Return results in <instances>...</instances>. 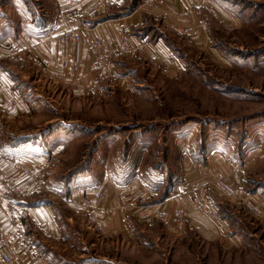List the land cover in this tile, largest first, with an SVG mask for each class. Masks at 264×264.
Here are the masks:
<instances>
[{"label":"rangeland","instance_id":"rangeland-1","mask_svg":"<svg viewBox=\"0 0 264 264\" xmlns=\"http://www.w3.org/2000/svg\"><path fill=\"white\" fill-rule=\"evenodd\" d=\"M125 2L127 8L123 9V14L130 15L138 0ZM227 2L233 5L230 8L233 12L245 11L240 30H217L210 53L204 54L181 43L179 47L190 61L187 63V71H182V76L177 80L163 78L156 67L133 65L139 72L136 78L143 82L139 85L141 90L133 96H126L120 90H115L106 103H102L91 95L112 69L111 66L102 76L106 65L104 62L98 64L97 68L92 67V61H87L83 56L89 68L98 70V81L84 84L83 91L90 93L89 95L82 93L74 96L67 95L66 88H62L58 81L63 77L68 81H77L81 72L80 63L75 62L80 68L75 80H69L65 74L52 78L45 62L42 63L45 74L51 77L50 79L44 75L45 79L54 81L55 84L39 80V115L31 120L35 124L34 129L27 126L28 136L19 138L28 143L39 137V158L14 159L27 162L24 164L12 160L11 164L17 169L18 176L6 183V186L3 184V189L6 199L9 196L19 197L24 191L18 189L23 180L35 178L39 198L42 199L39 201L54 205L57 220L63 230L62 240L57 243L59 245L55 244V255L65 261L58 258L59 263L264 264V231H257L254 235L250 233L248 237L241 231L248 221L244 210L250 213L251 210L221 198H218L221 202L218 205L220 214L224 212L236 217L234 234L244 236L246 241L247 245L240 250L226 252L216 244L202 242L191 234L179 239L169 234L164 225L150 228L154 221L166 224L167 213L153 205L136 207L123 194L113 201L109 213L112 215L116 202L122 197L126 198V211L115 210L112 216L118 214L124 218L135 213L143 223L139 227L140 237L135 244L107 239L99 233L101 227L91 204H83L85 215H82L69 200L72 183H85L93 178L97 181L99 176L95 175L100 174L102 166H106L111 157L121 162L124 159L121 157L127 158L130 153L135 152L137 155L134 157L132 154L133 160L143 154L136 184L153 190L151 193L154 195L161 187L164 193L167 192L169 187L180 180V163L184 154L192 159L201 156L203 160L207 155L220 153L230 164L229 173L233 164H238L250 202L251 193L260 188L259 183H264L263 169H258L253 174H248L243 169L245 157L255 150L253 148L261 146L264 150V0ZM54 7L55 0H0V53L4 52L14 59L15 57L8 55V50L13 49L8 45H13L17 38L11 37L5 46L1 44L2 38L8 33L16 32L24 24L25 31L34 29L33 33L36 34L37 25H44L43 16L49 11L53 12ZM139 31L157 36L152 23L146 18ZM126 54L128 53H122L117 58ZM20 93V98H23L22 91ZM30 128L32 131L37 130L36 133L32 134ZM231 136L233 146L227 143ZM59 142L62 143L59 153L53 152L52 147ZM127 161L128 159L124 160L125 163ZM128 163L126 171L129 170L130 162ZM20 167L28 169L29 173L24 174ZM89 171H93L95 175ZM133 172L134 168L129 172L130 178L134 176ZM227 175L212 174L208 180L197 181L194 187L197 184L208 187L213 180ZM14 187L18 192H11ZM194 187L189 192L192 204L198 211L209 215L196 206ZM86 205L93 209L95 221L88 215ZM148 211L165 213L166 217L160 219L156 214L148 217ZM40 254L44 259V255Z\"/></svg>","mask_w":264,"mask_h":264},{"label":"crops","instance_id":"crops-1","mask_svg":"<svg viewBox=\"0 0 264 264\" xmlns=\"http://www.w3.org/2000/svg\"><path fill=\"white\" fill-rule=\"evenodd\" d=\"M190 1L193 2V6L189 4ZM112 3L106 11L101 12L98 10V0H55L53 12L49 11L43 16L44 25H37L36 34L33 33L34 29L30 32L25 31L24 24L19 26L16 32L8 33L2 38L3 46L9 43L11 37L17 38L13 45L9 44L8 47L24 52V56L21 59L16 57L13 59L4 52L0 53V185L6 186V183L18 176L17 169L11 164L12 160L39 158V137H36L35 142L32 140L28 143L19 138L28 136L27 126L33 128L35 124L31 120L39 115V80L55 84L54 81L45 79V76L50 77L45 74L42 63L58 65L67 61L69 69L73 63H80L81 72L77 81H68L64 77L58 81L62 88H66L69 96L82 93L89 95L90 93L83 91L84 84L98 81V70L89 68L79 48L74 45L63 46L54 38L58 30L76 28L91 36L100 35L106 39L107 54L103 61L104 64L112 66V69L98 89L94 88L91 92L94 98L106 103L115 90H120L126 96H133L141 90L139 85L143 82L136 78L139 72L137 68L132 67L133 65L156 67L163 78L179 79L182 71H187V63L190 61L179 47L181 43L204 54L210 53L217 30L239 31L245 14V11L233 12V9H230L233 5L227 0H138L130 15L123 14V9L127 8L125 0H113ZM145 18L152 23L157 36L139 31ZM121 33L128 35L134 49L133 52L117 58L114 56L115 43ZM19 34L21 35L17 37ZM20 91L23 98L19 96ZM32 128L30 131L35 134L37 130L32 131L34 129ZM263 141H260L261 144ZM232 142L231 136L227 143L232 145ZM60 146L62 143L59 142L52 147V151L59 153ZM253 149L255 150L249 152L243 164V169L248 174H253L258 169L264 170L263 148L259 146ZM132 154L136 157L135 152L130 153L127 158L121 157L124 158L121 162L111 157L106 166H102L99 175L89 171L99 176L97 181L93 178L85 183H72L69 200L72 201L75 210L82 215H85L83 204H91L97 213V222L101 227L99 233L103 237L119 239L129 244H135L140 237L139 227L143 223L135 213L124 218L109 213L113 201L123 194L136 207L153 205L167 213L166 224L154 221L150 228L164 225L172 236L183 239L191 234L202 242L216 244L226 252L240 250L247 245L244 236L234 234L236 217L224 212L220 214L218 206L220 201L211 190L207 192V198L213 204L214 210L219 213L218 220L203 211H198L189 198V192L197 181L208 180L212 174L229 173L230 164L225 161L222 154H210L203 160L201 156L192 159L184 154L180 163V180L165 193L161 187L155 195L151 193L153 190L136 184L143 154L134 160L131 159ZM127 159L130 162L128 171L125 170V166L129 163L124 162ZM133 168L134 176L130 178L129 172ZM258 185L260 188L251 193L250 202L259 211V217L256 218L247 210L234 205L247 214L248 221L241 230L243 235L246 233L245 237L250 233L254 235L257 231L260 233L264 231V183ZM18 189L24 190L22 195L9 196L0 205L3 230L13 235L24 261L32 255L42 253L43 264H61L58 258L63 259L55 255L57 251L55 244L62 240L63 230L60 221L57 220L54 205L39 201L42 199L39 198V189L33 177L23 180ZM238 223L240 225V221ZM2 248L0 243V253ZM0 264H3L1 259ZM63 264L73 263L66 261Z\"/></svg>","mask_w":264,"mask_h":264},{"label":"built area","instance_id":"built-area-1","mask_svg":"<svg viewBox=\"0 0 264 264\" xmlns=\"http://www.w3.org/2000/svg\"><path fill=\"white\" fill-rule=\"evenodd\" d=\"M113 0H98V10L101 12L106 11L108 7L113 4ZM189 4L193 6V2L190 1ZM54 38H57L59 42L63 45H74L79 47L83 56L87 61H92V67L98 66L103 60L106 59V39L103 36L96 35L91 36L88 33H83L79 29L76 28H68V29H60L57 33L54 34ZM134 46L129 39L128 35L125 33L119 34V38L115 43V51L114 56L117 57L122 53H131L133 52ZM8 55L11 57H16L17 59H21L24 55V52H19L17 50L9 49ZM46 68L49 70L50 76L54 79L59 78L61 75L65 74L69 80H75L78 77L80 68L78 63L72 64L69 69V64L67 61H63L58 66L52 65L50 63H44ZM104 70L102 76L105 75L106 70H110L111 66L109 64L104 65ZM50 77V78H51ZM87 89L89 86L86 87ZM13 162L19 163H27L25 161L14 160ZM238 164H233V168L227 177H218L215 181L207 187L202 184H197L194 187V193L196 194L194 198V202L196 206L200 209H203L209 213V215L218 220L219 216L217 215L216 210L213 208V204L208 199L207 200V191L213 190L216 193L218 198H221L224 201L231 202L233 204L241 205L244 208H249L251 213L255 217H259V211L254 208L248 200L247 193L244 188V180L240 177V172L238 169ZM24 174H28L29 171L26 168L20 167ZM11 192H18L14 187ZM6 200L5 191L3 189V185H0V205L3 201ZM126 198L122 197L118 202L115 203L114 208H112V214H115V210L120 209L121 211H126L127 202ZM88 211V215L95 221V213L93 209L89 206H85ZM156 214L160 219H164L166 217L165 213H158L154 211H148L147 216L151 217ZM149 221V220H147ZM0 243L2 244V251L0 253V259L3 264H43L44 259L41 255H32L28 258L27 261H24L23 254L20 252L19 248L16 246V240L10 233L6 232L2 228V224L0 221Z\"/></svg>","mask_w":264,"mask_h":264}]
</instances>
